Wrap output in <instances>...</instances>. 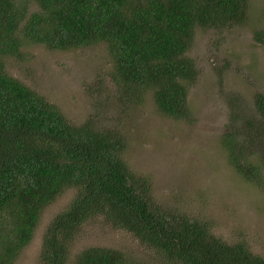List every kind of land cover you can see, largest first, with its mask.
Returning a JSON list of instances; mask_svg holds the SVG:
<instances>
[{
    "label": "trees",
    "instance_id": "1",
    "mask_svg": "<svg viewBox=\"0 0 264 264\" xmlns=\"http://www.w3.org/2000/svg\"><path fill=\"white\" fill-rule=\"evenodd\" d=\"M34 1L38 9L28 13L24 5L0 0V264H12L30 242L41 209L67 188L74 195L44 231L40 264H68L69 243L98 216L152 248L163 263L264 264L245 243L217 237L207 221L154 202L146 178L123 158L127 144L118 125L102 128L91 117L70 122L8 74L2 60L19 57L23 40L56 50L103 42L120 114L149 96L162 115L183 120L191 117L187 95L195 66L187 51L196 28L244 22L248 0ZM254 38L264 43V31ZM241 120L220 143L229 166L259 184L252 177L260 181L264 166L254 155L264 139L263 94ZM76 264L138 263L117 249L90 246Z\"/></svg>",
    "mask_w": 264,
    "mask_h": 264
},
{
    "label": "rangeland",
    "instance_id": "2",
    "mask_svg": "<svg viewBox=\"0 0 264 264\" xmlns=\"http://www.w3.org/2000/svg\"><path fill=\"white\" fill-rule=\"evenodd\" d=\"M13 1L28 13L38 9L34 0ZM257 31H264V0H248L242 23L196 28L187 51L195 66L187 95L191 117L183 120L162 115L149 96L120 114L110 77L113 61L103 42L56 50L23 40L19 57L2 60L8 74L57 106L70 122L91 117L102 128L118 125L127 144L123 158L133 173L146 178L154 202L205 220L217 237L243 242L264 256V166L260 181L252 177L259 184L244 180L229 166L220 143L233 121L242 127L241 117L252 113L255 96L264 95V43L255 40ZM260 127L263 134L264 123ZM261 140L254 155L264 163ZM73 195L67 188L41 209L30 242L12 264H40L44 231ZM90 246L117 249L138 264H168L100 216L76 232L68 264H76Z\"/></svg>",
    "mask_w": 264,
    "mask_h": 264
}]
</instances>
